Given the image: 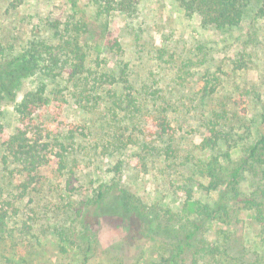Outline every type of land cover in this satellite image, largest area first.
Wrapping results in <instances>:
<instances>
[{
	"label": "rangeland",
	"instance_id": "obj_1",
	"mask_svg": "<svg viewBox=\"0 0 264 264\" xmlns=\"http://www.w3.org/2000/svg\"><path fill=\"white\" fill-rule=\"evenodd\" d=\"M129 2L132 7L127 11L115 8L102 13L92 0H0V65L33 40L54 46L63 43L53 24L59 23L68 38L79 23V43L87 53L89 68L120 76L124 70L148 111L166 108L174 131L159 144L170 142L176 148L171 159L145 152L143 126L135 122L122 123L128 126L125 138L131 139L129 145L112 148L114 118L105 103L80 102L73 96L75 86L66 74L47 78L52 100L41 115L69 146L71 184L67 187L70 173H62L57 162L42 169L44 181L7 221L0 264H5V256L19 260L22 255L29 264H158L170 251L177 253L175 244L183 245L184 233L190 228L183 230V225L189 226L187 220L194 218L198 202L215 205L220 197V192L206 189L211 177L205 163L211 153L200 142L209 104L201 103L197 95L201 81L210 78V84H216L217 106L229 104L240 92L252 96L248 114L230 129L231 160L241 155L246 126L252 128L253 137L264 132V18L254 20L251 10L238 27L223 31L204 26L199 14L185 11L178 0ZM238 59L247 64L241 71L234 69ZM40 78L25 77L15 100L4 99V135L18 125L15 103ZM2 140L0 137V189L5 186ZM220 150L215 153L222 154L227 148L222 145ZM258 181L264 184L263 173L257 177L245 173L242 194L248 196ZM121 186L145 215L135 208L127 218L107 212ZM187 188L193 191L190 197ZM100 189L105 191L103 204L99 207L93 202L85 207L92 236L81 238L83 245L90 241L91 246L84 261L83 245L71 244L68 251H61L54 230L61 225L70 229L75 214L69 205L85 206L82 202L95 198ZM145 208L157 217L156 223ZM232 213L231 223L221 219L207 225L210 229L204 236L220 251L201 253L199 264H250L256 259L264 264V222L243 203H236ZM186 249L182 256L192 263L195 248Z\"/></svg>",
	"mask_w": 264,
	"mask_h": 264
},
{
	"label": "trees",
	"instance_id": "obj_2",
	"mask_svg": "<svg viewBox=\"0 0 264 264\" xmlns=\"http://www.w3.org/2000/svg\"><path fill=\"white\" fill-rule=\"evenodd\" d=\"M92 1L98 5L102 13H108L115 8L127 11L132 7L129 0ZM178 1L185 11L197 12L204 26H213L223 31L238 27L251 10L254 20L264 18V0ZM52 26L53 29H57L56 34L62 36L63 43L54 46L46 43L45 40H33L21 52L11 55L9 61L0 65V137L3 138L1 163L5 172V186L0 189V243L1 238L7 233L5 229L7 221L21 210L19 203L29 195L35 186L44 181L43 168L57 162L62 173H70L67 176V187L71 184L73 170H70L69 146L60 135L55 134L50 122L43 119L41 115L52 100L48 94L49 82H47V78H62L66 74L68 80L73 81L75 86L73 96L80 102L91 103L93 106L105 103L104 108L111 110L114 118L112 126L115 129L109 140V145L112 148L121 149L129 145L131 139L126 140L125 138L128 126L122 123L130 125L129 123L135 122L136 126H143L140 131L142 150L157 154L165 159L175 156L176 148L173 144L170 142L163 146L159 144V142L164 143V140L174 131L167 109L159 106L156 110L148 111L144 100L135 91L128 77L124 76L127 75L124 70L121 73L124 75L121 76L114 72L92 71L87 63V53L79 43V23L75 25L77 29L74 28L76 33H72L68 38H65V33L60 30L59 23ZM117 44L118 42L115 45ZM246 66L243 59H238L234 63V69L238 71L243 70ZM34 75H39L40 80L33 89L26 91L14 105L18 125L11 134L4 135V110L2 108L4 99L15 100L16 90L22 80ZM211 80L208 78L201 81L197 90V95L203 101L200 102L209 104L208 116L203 122L206 129L200 147L204 150L208 149L211 153L210 159L205 163L207 173L211 177L206 189L220 192V197L215 205L198 202L194 210V218L187 220L189 226L183 225V230L190 227L184 233L183 245L175 244V249L177 248L179 251L175 254L170 251V254L163 256L162 262L158 264H199L198 256L201 253L212 255L219 252V246L208 242L204 233L209 231L210 228L207 225L210 222L221 219L227 223L233 222L232 210L236 203H243L254 209L257 213L256 218L264 222V184L258 181L248 196H244L241 191L245 173L249 172L253 177L260 176V173L264 174V132L257 130L259 134L253 137L252 128L246 126L248 134L245 136L247 138L244 139L241 155L238 160H231L234 144L230 138V129L235 126V121H239L240 118L248 114L252 96L250 93L246 95L240 92L235 98H232L229 104L222 103V106H217L216 101L218 100L214 99L216 84L214 86L210 84ZM105 85H109V87L105 88ZM119 87L121 92H117ZM106 100L108 104L105 102ZM81 133L84 134V132ZM222 145L226 146V152L215 153L221 152ZM55 148L56 152H54ZM222 157L227 158L225 165L222 164ZM118 191L120 193L113 199L112 206L107 207L108 213H118L129 217L128 215L135 208L140 211L141 215H145L124 186L119 187ZM192 192L191 188H187L189 197ZM104 194L105 191L100 189L95 198H88L82 202L85 206L69 205L75 214L68 224L70 229L61 225L54 230L61 251H68L71 244L80 243L82 246L81 238L87 235L91 238L89 212H85V207L93 202L100 207L103 204ZM144 211L150 215L152 221L155 223L158 221L150 210L145 208ZM158 225L161 226L160 223ZM175 238L178 236L176 235ZM89 243L90 241H86L81 250L84 261H87V251L91 249ZM185 247L195 248L192 263H188L182 256L187 250ZM4 259L5 264H29L27 257L23 255L19 260H15L11 256H5ZM250 264H261V262L256 259Z\"/></svg>",
	"mask_w": 264,
	"mask_h": 264
}]
</instances>
